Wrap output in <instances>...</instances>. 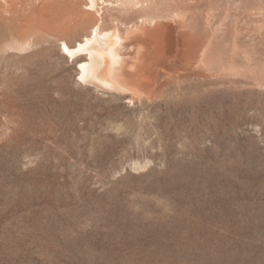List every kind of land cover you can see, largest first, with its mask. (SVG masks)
<instances>
[{"label":"rangeland","instance_id":"1","mask_svg":"<svg viewBox=\"0 0 264 264\" xmlns=\"http://www.w3.org/2000/svg\"><path fill=\"white\" fill-rule=\"evenodd\" d=\"M155 1L113 11L128 24L180 12L203 37L213 4L238 5ZM81 22L56 35L79 39L91 28ZM226 22L212 27L224 55L237 33L255 61L241 87L189 79L131 104L79 80L86 54L21 64L0 96L12 115L0 125L16 121L0 133V264H264V20L254 39L248 24Z\"/></svg>","mask_w":264,"mask_h":264},{"label":"bare ground","instance_id":"2","mask_svg":"<svg viewBox=\"0 0 264 264\" xmlns=\"http://www.w3.org/2000/svg\"><path fill=\"white\" fill-rule=\"evenodd\" d=\"M200 1L202 3V0ZM142 2L141 0H0V96L6 88L19 83L21 64L34 57L44 59L46 54L52 53L67 54L71 59L86 54L87 61L79 65V80L86 85H92L97 90L129 94L127 98L128 103L131 104L154 102L167 93L169 83L174 82L182 86L189 79L201 80L203 83L209 80L208 83L213 85L232 87L237 85L241 87L244 83L245 85L250 83V75H252L250 67L255 61L252 60L251 54L249 57L248 52L239 53L242 43L239 44L238 34L234 33L236 37L234 35L233 44L230 47L228 45V53L224 55L223 49L219 48L220 42H223L222 33L220 35L219 30L215 31L212 27L219 23L226 27L228 20L238 27L243 21L249 25L251 29L248 31L249 36L254 39L253 34L256 31H253V26L264 20V15L259 19L254 12L256 8L254 0H234L238 5L236 4L235 11L232 9L233 12L224 11L220 7L218 9L212 3L214 6L212 10L215 9V12L203 37L201 34L197 37L198 33L186 29L184 17L180 12L169 16L148 17L147 20H145L147 15L144 14L138 19L139 23L128 24L126 19L127 22L113 11L131 9ZM109 18L111 20L108 22ZM87 19H91V28L79 39L72 40L65 35H56L65 24L81 20L80 24H83ZM262 28L264 29L263 25ZM261 29L259 30L262 32ZM240 61L243 63L241 67V63L238 66ZM177 64L182 66L179 67ZM244 67H247L250 74ZM182 68L187 72L192 71L191 76H182L183 71L180 70ZM30 71L35 70L32 68L28 70L29 80ZM186 88L188 89L187 86ZM3 103L1 100L0 105ZM0 115L12 116L1 107ZM15 122L12 121V125L7 122V125L11 126L12 134L15 133L13 128ZM7 125H0V133Z\"/></svg>","mask_w":264,"mask_h":264}]
</instances>
